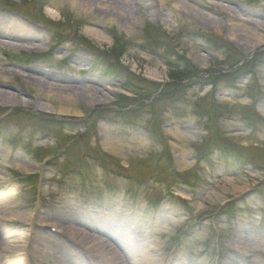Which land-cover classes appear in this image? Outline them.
<instances>
[{
  "label": "rangeland",
  "instance_id": "rangeland-1",
  "mask_svg": "<svg viewBox=\"0 0 264 264\" xmlns=\"http://www.w3.org/2000/svg\"><path fill=\"white\" fill-rule=\"evenodd\" d=\"M153 1L130 26L70 0H0L40 37L0 38V264H100L94 237L123 240L96 231L106 209L137 219L126 243L162 264H264V0ZM27 76L108 101L48 98Z\"/></svg>",
  "mask_w": 264,
  "mask_h": 264
},
{
  "label": "bare ground",
  "instance_id": "bare-ground-1",
  "mask_svg": "<svg viewBox=\"0 0 264 264\" xmlns=\"http://www.w3.org/2000/svg\"><path fill=\"white\" fill-rule=\"evenodd\" d=\"M75 6L84 8V9H89L91 11H102L103 13H105L106 17L110 20H114V19H121V20H128V24L130 26L136 25L138 23V17L137 15L139 13H142V8H145L146 6V1L149 0H70ZM165 0H155L153 1V3H151L148 7L150 9H154L159 2L161 4L164 3ZM184 8V7H183ZM160 16L162 17V13L159 11L154 13V17ZM9 18V19H8ZM159 18V17H158ZM9 22V23H8ZM29 25H27L26 23H24L23 21L17 19V18H12V16H7V15H3L0 14V29H4L5 33L7 34H1L6 36V37H0L2 39H9V40H16L19 39L17 38L15 35H13V32H24V34L27 33H33L34 34V38H28L29 40H25L28 42H34V41H40V37L39 34L37 32L36 29H29ZM264 31V29H262ZM257 31H261L260 29H257ZM2 33H4L1 30ZM91 34H95V37L97 36V38H99V35L97 34L96 30H92L90 31ZM262 32V31H261ZM39 38H38V37ZM253 35L251 33H247L245 37H252ZM236 37V36H235ZM255 37L257 36H253V40H255ZM237 38V37H236ZM252 39V38H251ZM18 41V40H16ZM5 42V41H4ZM7 43V42H5ZM252 43V48L256 49L257 47L260 46V44H264V39H258L255 41H251ZM73 60L77 63L80 62H84V58L81 57H73ZM11 73V70H7V69H2V74H8ZM32 72L37 74H41L44 75L39 69H32ZM150 76L153 78H159L160 75L157 71H151L150 72ZM28 78H30L31 80L37 82L38 84H40L45 93H47V97L49 98H57L60 101H66L69 103H72V101L75 97L76 94H78L79 92H83L85 93L84 96H87L90 101L92 103H98L101 102V99L103 98L104 101H108V95L105 92V90L100 89L98 87H90V89H80L77 86H62V85H56L54 83H49L48 82H44V78H36L34 76H27ZM51 79V78H50ZM54 80V78H53ZM94 82V81H92ZM2 94H4V96L6 97V99L9 101V103L11 104H30L28 101L23 100L19 95L10 93V92H3L1 91ZM46 109L48 110L49 108L46 107ZM50 110V109H49ZM264 112V110H263ZM61 113L62 114H78L76 111H72L70 109H66V108H61ZM180 157V156H179ZM183 160L181 161V163L183 164ZM24 163H29V162H23V165L21 167H19L22 171H28V168L26 167V164ZM25 165V166H24ZM30 165V164H29ZM2 182V183H1ZM7 182L4 181V179H0V184L5 185ZM7 204H0V208L6 207L5 210H9V206L12 205H8ZM93 212V211H92ZM97 212V211H96ZM95 213V212H94ZM98 213V212H97ZM114 212L110 211V209H106L104 212H100V215L98 217H95V221H97V219H99V224L101 223L105 228L104 229H100L96 231H99L100 233H104V235L109 236L111 239H116L114 237L115 232L121 233L122 234V244L119 242L116 245L112 244L110 240L108 239H104V238H100V237H94L92 235H90V233L88 234L87 232H84L82 230H80L79 228H72L73 231V235L78 236L80 238H82V240H90L91 238L94 237V242H96V245L99 247V253H100V258L102 260V262L100 264H162L164 261L162 259H160L158 256L154 255V252L152 250L151 245H145L142 246L137 245L134 242H127L126 243V237L125 235H127L126 233H124L125 231L127 232V229L125 228L127 225L128 229H133V221H138L137 219H133L131 220V222H121L118 221L116 219V217L113 215ZM100 217V218H99ZM67 218V217H62ZM32 220V218L30 219V221ZM76 220H79L76 218ZM74 219H72L71 217H69V224H73V225H83V226H87V229L91 232H94V228L91 227L90 225L87 224H83L79 221H76ZM137 223V222H136ZM135 223V224H136ZM125 225V226H124ZM77 227V226H76ZM113 230V231H112ZM104 231V232H103ZM109 232V233H108ZM113 233V235H112ZM128 235L130 236V232H127ZM140 237V236H139ZM141 237H144V235H141ZM28 242V239H27ZM143 242V241H142ZM24 245L23 250L26 251V242H22ZM96 246V247H97ZM20 247H16V248H20ZM141 247H143V249H141ZM130 255V257H129ZM134 258V259H131ZM177 263L176 261L174 263L171 264H175Z\"/></svg>",
  "mask_w": 264,
  "mask_h": 264
}]
</instances>
